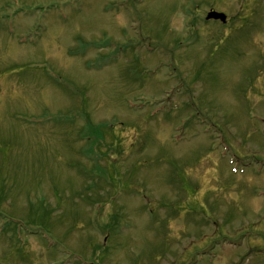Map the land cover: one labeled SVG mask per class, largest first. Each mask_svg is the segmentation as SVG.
<instances>
[{
  "label": "rangeland",
  "instance_id": "rangeland-1",
  "mask_svg": "<svg viewBox=\"0 0 264 264\" xmlns=\"http://www.w3.org/2000/svg\"><path fill=\"white\" fill-rule=\"evenodd\" d=\"M262 217L264 0H0V264H254Z\"/></svg>",
  "mask_w": 264,
  "mask_h": 264
},
{
  "label": "flooded vegetation",
  "instance_id": "flooded-vegetation-1",
  "mask_svg": "<svg viewBox=\"0 0 264 264\" xmlns=\"http://www.w3.org/2000/svg\"><path fill=\"white\" fill-rule=\"evenodd\" d=\"M257 225H260L261 226V232H259L258 234H251L250 235V240H249V244H251L250 246L253 247L252 243L256 245V249L254 251H257L259 254H260V257L257 258L255 257L254 261L255 263L254 264H264V244L262 243H259V239L264 243V217H262L260 219V222H257V223H253L251 227H257ZM258 239V240H256ZM247 243V242H246ZM245 243V245H247ZM248 244V245H249ZM259 245V246H258ZM260 248V249H259ZM248 252H252L253 249H251L249 246H248Z\"/></svg>",
  "mask_w": 264,
  "mask_h": 264
},
{
  "label": "water",
  "instance_id": "water-1",
  "mask_svg": "<svg viewBox=\"0 0 264 264\" xmlns=\"http://www.w3.org/2000/svg\"><path fill=\"white\" fill-rule=\"evenodd\" d=\"M210 18H213V19H221L222 21L225 22L226 15L223 14V13H218V12H215V11H211L208 14V19H210Z\"/></svg>",
  "mask_w": 264,
  "mask_h": 264
}]
</instances>
